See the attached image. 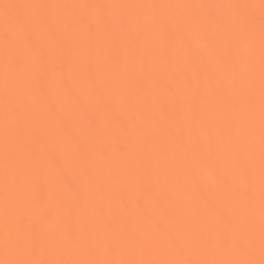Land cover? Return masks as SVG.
<instances>
[{
	"label": "bare ground",
	"instance_id": "bare-ground-1",
	"mask_svg": "<svg viewBox=\"0 0 264 264\" xmlns=\"http://www.w3.org/2000/svg\"><path fill=\"white\" fill-rule=\"evenodd\" d=\"M261 264V0H0V264Z\"/></svg>",
	"mask_w": 264,
	"mask_h": 264
},
{
	"label": "snow or ice",
	"instance_id": "snow-or-ice-1",
	"mask_svg": "<svg viewBox=\"0 0 264 264\" xmlns=\"http://www.w3.org/2000/svg\"><path fill=\"white\" fill-rule=\"evenodd\" d=\"M261 2H262V7H264V0H261ZM6 264H38V262L12 261V262H6ZM93 264H101V262H93ZM245 264H252V262H245ZM261 264H264V261H262Z\"/></svg>",
	"mask_w": 264,
	"mask_h": 264
}]
</instances>
